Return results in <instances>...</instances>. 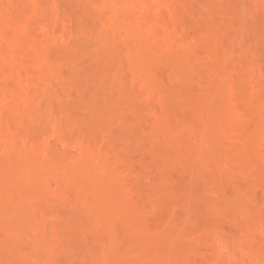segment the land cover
<instances>
[{
    "label": "bare ground",
    "instance_id": "1",
    "mask_svg": "<svg viewBox=\"0 0 264 264\" xmlns=\"http://www.w3.org/2000/svg\"><path fill=\"white\" fill-rule=\"evenodd\" d=\"M258 189L264 0H0V264H237Z\"/></svg>",
    "mask_w": 264,
    "mask_h": 264
},
{
    "label": "rangeland",
    "instance_id": "2",
    "mask_svg": "<svg viewBox=\"0 0 264 264\" xmlns=\"http://www.w3.org/2000/svg\"><path fill=\"white\" fill-rule=\"evenodd\" d=\"M255 194L257 196V202H258V204H257L258 209L256 207H255V209H257L258 211L260 209L263 210V208H264V197L260 193L259 189L256 190ZM263 219H264V216H263ZM236 262H237V264H264V249L260 252V254H257L254 256L247 255V254L243 255V256L239 257L236 260Z\"/></svg>",
    "mask_w": 264,
    "mask_h": 264
}]
</instances>
